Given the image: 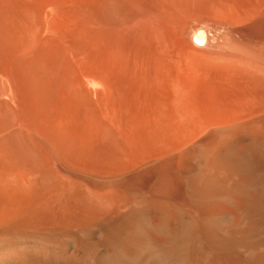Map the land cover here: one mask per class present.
<instances>
[{"label":"bare ground","instance_id":"1","mask_svg":"<svg viewBox=\"0 0 264 264\" xmlns=\"http://www.w3.org/2000/svg\"><path fill=\"white\" fill-rule=\"evenodd\" d=\"M249 1L226 53H142L42 105L0 150V264H264V0Z\"/></svg>","mask_w":264,"mask_h":264},{"label":"rangeland","instance_id":"2","mask_svg":"<svg viewBox=\"0 0 264 264\" xmlns=\"http://www.w3.org/2000/svg\"><path fill=\"white\" fill-rule=\"evenodd\" d=\"M255 6L249 0H0V127H4L0 150L13 144L24 146L27 126L42 121V105L60 104L59 91L81 81V75L83 81H102L107 66L139 64L144 62L140 56L157 51L196 48L205 54L226 53L220 45L223 36L228 31L248 35V9ZM199 26L210 38L203 46L192 42L193 30ZM26 89L33 92L35 101H41L34 116L21 111ZM9 92L15 97L14 105L7 100ZM14 106L20 108L18 115ZM5 167L0 160V177ZM5 187L2 177L0 195H7ZM22 240L36 245L32 239Z\"/></svg>","mask_w":264,"mask_h":264}]
</instances>
